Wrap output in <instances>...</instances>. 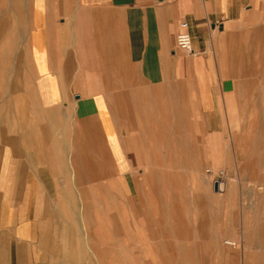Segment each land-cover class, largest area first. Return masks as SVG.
<instances>
[{"label":"crops","instance_id":"obj_1","mask_svg":"<svg viewBox=\"0 0 264 264\" xmlns=\"http://www.w3.org/2000/svg\"><path fill=\"white\" fill-rule=\"evenodd\" d=\"M23 2L32 77L0 131V264H98L97 218L112 226L113 203L129 200L141 154L152 152L136 139L144 114L178 99L185 125L196 104L224 134L232 67L208 52L255 0ZM181 22L193 54L176 48Z\"/></svg>","mask_w":264,"mask_h":264},{"label":"rangeland","instance_id":"obj_2","mask_svg":"<svg viewBox=\"0 0 264 264\" xmlns=\"http://www.w3.org/2000/svg\"><path fill=\"white\" fill-rule=\"evenodd\" d=\"M254 3L208 52L211 64L232 67L224 134L198 119L196 104L185 125L178 99L160 102L154 119L144 114L136 139L152 152L141 154L146 168L134 170L129 200L113 203L112 226L97 218L98 264H264V0ZM28 35L23 0H0V131L11 103L30 96ZM208 169L223 172V193L213 191L218 178Z\"/></svg>","mask_w":264,"mask_h":264},{"label":"built area","instance_id":"obj_3","mask_svg":"<svg viewBox=\"0 0 264 264\" xmlns=\"http://www.w3.org/2000/svg\"><path fill=\"white\" fill-rule=\"evenodd\" d=\"M179 27H180V31L176 36V48L184 53L193 54L191 48V37L186 31L188 25L185 22H181ZM206 173L210 176L215 175L218 178L216 181H222L221 180V178L223 177L222 171L215 173V171L208 169Z\"/></svg>","mask_w":264,"mask_h":264},{"label":"water","instance_id":"obj_4","mask_svg":"<svg viewBox=\"0 0 264 264\" xmlns=\"http://www.w3.org/2000/svg\"><path fill=\"white\" fill-rule=\"evenodd\" d=\"M225 190V183L222 181H215L213 183V191L215 193H223Z\"/></svg>","mask_w":264,"mask_h":264},{"label":"bare ground","instance_id":"obj_5","mask_svg":"<svg viewBox=\"0 0 264 264\" xmlns=\"http://www.w3.org/2000/svg\"><path fill=\"white\" fill-rule=\"evenodd\" d=\"M227 244H229V243H227Z\"/></svg>","mask_w":264,"mask_h":264}]
</instances>
